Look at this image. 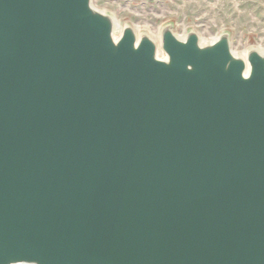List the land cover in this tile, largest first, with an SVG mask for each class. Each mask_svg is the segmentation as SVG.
<instances>
[{"label":"water","instance_id":"95a60500","mask_svg":"<svg viewBox=\"0 0 264 264\" xmlns=\"http://www.w3.org/2000/svg\"><path fill=\"white\" fill-rule=\"evenodd\" d=\"M0 264H264V52L0 0Z\"/></svg>","mask_w":264,"mask_h":264},{"label":"rangeland","instance_id":"374dc122","mask_svg":"<svg viewBox=\"0 0 264 264\" xmlns=\"http://www.w3.org/2000/svg\"><path fill=\"white\" fill-rule=\"evenodd\" d=\"M92 4L120 28L131 26L157 44L161 29L171 25L176 37L195 32L203 43L227 33L238 57L244 58L249 49L264 52V0H92Z\"/></svg>","mask_w":264,"mask_h":264}]
</instances>
